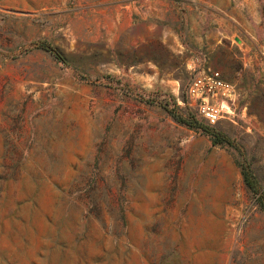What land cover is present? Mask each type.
I'll return each instance as SVG.
<instances>
[{"label":"rangeland","instance_id":"1","mask_svg":"<svg viewBox=\"0 0 264 264\" xmlns=\"http://www.w3.org/2000/svg\"><path fill=\"white\" fill-rule=\"evenodd\" d=\"M149 2L0 0V264H264V0Z\"/></svg>","mask_w":264,"mask_h":264},{"label":"built area","instance_id":"2","mask_svg":"<svg viewBox=\"0 0 264 264\" xmlns=\"http://www.w3.org/2000/svg\"><path fill=\"white\" fill-rule=\"evenodd\" d=\"M190 69L192 74L186 88L188 105L210 125L225 118L232 120L233 85L218 69L198 65Z\"/></svg>","mask_w":264,"mask_h":264},{"label":"crops","instance_id":"3","mask_svg":"<svg viewBox=\"0 0 264 264\" xmlns=\"http://www.w3.org/2000/svg\"><path fill=\"white\" fill-rule=\"evenodd\" d=\"M165 3L169 5V2L166 1ZM149 4L155 9L142 10L140 9L139 5H136V3H126L123 14L126 19L130 18L132 24L134 25L142 23L147 26L149 24L161 23L163 27L162 30L165 33H174V23L177 19V16L170 9L171 7L167 6L166 9L157 8L159 6V0H150ZM188 26L196 27V24L193 26L191 23H189ZM167 39L168 41L173 40V38L169 35Z\"/></svg>","mask_w":264,"mask_h":264},{"label":"trees","instance_id":"4","mask_svg":"<svg viewBox=\"0 0 264 264\" xmlns=\"http://www.w3.org/2000/svg\"><path fill=\"white\" fill-rule=\"evenodd\" d=\"M201 125V124H200ZM203 126V125H201ZM215 143H218L219 141L218 140H214ZM244 179H245V182L250 186L252 187V182L249 180V176L247 173H245V176H244ZM263 210H264V204H263Z\"/></svg>","mask_w":264,"mask_h":264}]
</instances>
